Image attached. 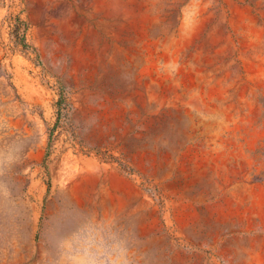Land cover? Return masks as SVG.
I'll return each instance as SVG.
<instances>
[{
	"label": "rangeland",
	"instance_id": "374dc122",
	"mask_svg": "<svg viewBox=\"0 0 264 264\" xmlns=\"http://www.w3.org/2000/svg\"><path fill=\"white\" fill-rule=\"evenodd\" d=\"M0 264H264V0H0Z\"/></svg>",
	"mask_w": 264,
	"mask_h": 264
}]
</instances>
